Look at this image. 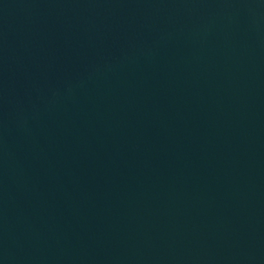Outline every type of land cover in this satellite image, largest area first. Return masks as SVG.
<instances>
[{
  "label": "water",
  "instance_id": "95a60500",
  "mask_svg": "<svg viewBox=\"0 0 264 264\" xmlns=\"http://www.w3.org/2000/svg\"><path fill=\"white\" fill-rule=\"evenodd\" d=\"M0 264H264V0H0Z\"/></svg>",
  "mask_w": 264,
  "mask_h": 264
}]
</instances>
